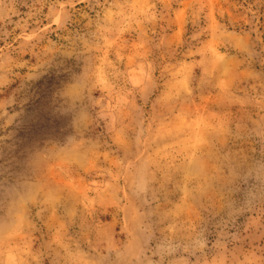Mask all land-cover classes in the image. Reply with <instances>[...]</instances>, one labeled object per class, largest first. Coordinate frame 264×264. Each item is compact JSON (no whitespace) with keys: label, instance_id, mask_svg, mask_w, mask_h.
<instances>
[{"label":"rangeland","instance_id":"rangeland-1","mask_svg":"<svg viewBox=\"0 0 264 264\" xmlns=\"http://www.w3.org/2000/svg\"><path fill=\"white\" fill-rule=\"evenodd\" d=\"M0 264H264V0H0Z\"/></svg>","mask_w":264,"mask_h":264}]
</instances>
